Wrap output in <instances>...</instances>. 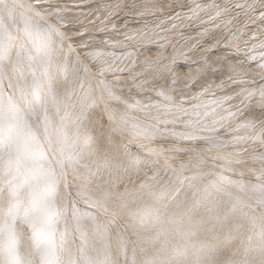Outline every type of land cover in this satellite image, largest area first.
<instances>
[{
    "label": "snow or ice",
    "instance_id": "obj_1",
    "mask_svg": "<svg viewBox=\"0 0 264 264\" xmlns=\"http://www.w3.org/2000/svg\"><path fill=\"white\" fill-rule=\"evenodd\" d=\"M0 264H264V0H0Z\"/></svg>",
    "mask_w": 264,
    "mask_h": 264
}]
</instances>
